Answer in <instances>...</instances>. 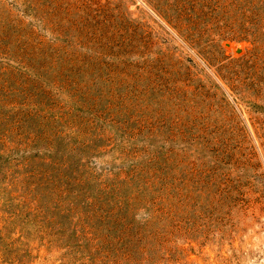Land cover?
<instances>
[{"label": "rangeland", "instance_id": "obj_1", "mask_svg": "<svg viewBox=\"0 0 264 264\" xmlns=\"http://www.w3.org/2000/svg\"><path fill=\"white\" fill-rule=\"evenodd\" d=\"M0 264H264V0H0Z\"/></svg>", "mask_w": 264, "mask_h": 264}]
</instances>
